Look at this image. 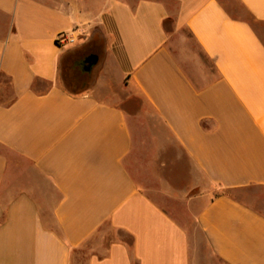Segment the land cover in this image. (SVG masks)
I'll list each match as a JSON object with an SVG mask.
<instances>
[{
    "label": "crops",
    "instance_id": "1",
    "mask_svg": "<svg viewBox=\"0 0 264 264\" xmlns=\"http://www.w3.org/2000/svg\"><path fill=\"white\" fill-rule=\"evenodd\" d=\"M255 23L264 0H0V264H264Z\"/></svg>",
    "mask_w": 264,
    "mask_h": 264
},
{
    "label": "rangeland",
    "instance_id": "2",
    "mask_svg": "<svg viewBox=\"0 0 264 264\" xmlns=\"http://www.w3.org/2000/svg\"><path fill=\"white\" fill-rule=\"evenodd\" d=\"M255 25L258 28H263L262 33L264 34V27L257 23ZM104 61L102 50L95 46L83 51V53L67 58L61 62L59 67L61 84L65 87L73 88L81 84L91 83L98 70L102 71L100 68L104 65ZM238 194L243 199L264 207V189L253 188L246 193Z\"/></svg>",
    "mask_w": 264,
    "mask_h": 264
},
{
    "label": "built area",
    "instance_id": "3",
    "mask_svg": "<svg viewBox=\"0 0 264 264\" xmlns=\"http://www.w3.org/2000/svg\"><path fill=\"white\" fill-rule=\"evenodd\" d=\"M62 41H63V44H72L76 41V38L72 35V36H69V37H64L62 38Z\"/></svg>",
    "mask_w": 264,
    "mask_h": 264
}]
</instances>
